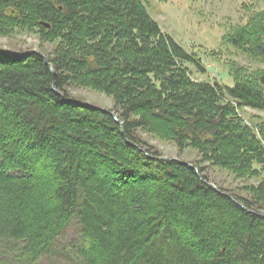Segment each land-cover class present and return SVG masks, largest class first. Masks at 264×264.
I'll return each instance as SVG.
<instances>
[{"label":"trees","instance_id":"1","mask_svg":"<svg viewBox=\"0 0 264 264\" xmlns=\"http://www.w3.org/2000/svg\"><path fill=\"white\" fill-rule=\"evenodd\" d=\"M251 8L224 40L264 63V9ZM20 32L53 48L51 65L0 51V264L55 255L73 222L82 243L61 251L69 264H264V121L238 112L264 111V69L230 61L233 85L194 79L200 58L145 0H0V36ZM76 88L111 97L124 133ZM142 132L199 163L160 159ZM205 162L246 181V195L212 187Z\"/></svg>","mask_w":264,"mask_h":264},{"label":"rangeland","instance_id":"2","mask_svg":"<svg viewBox=\"0 0 264 264\" xmlns=\"http://www.w3.org/2000/svg\"><path fill=\"white\" fill-rule=\"evenodd\" d=\"M145 3L150 15L162 30L171 35L189 54H195L200 58L205 72L195 64L187 65L194 79L233 85L227 64L230 61L251 69H264V63L248 60L242 51L224 40L225 34L232 26L246 22L243 8L250 6L251 10L264 9V0H145ZM52 48V43L41 42L38 35L33 33L20 32L12 37L0 36V50L3 51H40L45 54ZM70 93L74 98L101 109L111 111L114 106L111 97L91 89H70ZM238 112L247 123L259 124L264 121L262 110L243 107ZM141 135L143 140L159 151L162 157L190 162L192 165H196L200 159L198 152L193 148L180 151L174 142L144 132ZM202 166L206 167L205 173L211 184L246 195L242 190L247 184L246 181L207 162ZM81 243L80 225L73 222L56 241L57 254L46 256L36 264H69L61 251L66 248L74 252L75 247ZM5 253V259L12 257L9 252Z\"/></svg>","mask_w":264,"mask_h":264},{"label":"water","instance_id":"3","mask_svg":"<svg viewBox=\"0 0 264 264\" xmlns=\"http://www.w3.org/2000/svg\"><path fill=\"white\" fill-rule=\"evenodd\" d=\"M8 13H9L10 15L14 16V17H18V14H17L14 10H12V9H9V10H8ZM46 26L49 27L48 24H46ZM0 51H1V50H0ZM30 52H37L39 55L43 56V57L46 59L47 64L51 65V63H50L48 57H47L46 55H44L42 52H40V51H27V52H25V54H28V53H30ZM53 74H54V71H53ZM54 89L57 90L56 85H54ZM99 109H101V108H99ZM101 110H103V111H105V112H107V113H110V114L114 117V119H115V120L121 125V127H122V131H123V122L119 119V117L117 116L116 113H114L113 111L107 110V109H101ZM123 133H124V131H123ZM159 158L162 159V160H164V161H171V160H173V159H171V158H167V157H159ZM210 185H211L212 187H214V188H217L215 185H213V184H211V183H210ZM263 216H264V214H263Z\"/></svg>","mask_w":264,"mask_h":264}]
</instances>
